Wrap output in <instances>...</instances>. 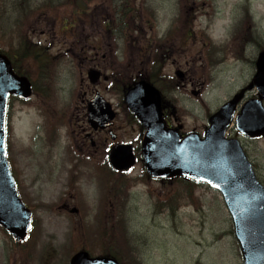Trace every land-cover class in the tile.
Instances as JSON below:
<instances>
[{
    "label": "rangeland",
    "instance_id": "1",
    "mask_svg": "<svg viewBox=\"0 0 264 264\" xmlns=\"http://www.w3.org/2000/svg\"><path fill=\"white\" fill-rule=\"evenodd\" d=\"M81 3L83 0H0V50L10 56L18 55L32 40L31 36L34 41L38 39L29 34L31 27L35 25L41 32L47 21H52L50 24L59 36L53 42L51 36L39 35V42L49 50L40 47L37 50L44 54L47 49L53 74L43 69L36 57L38 66L23 64L25 57L18 59L21 71L36 81L37 93L29 104L17 100L11 103L9 160L19 173L24 195L32 198L29 204L37 211V229L21 246H16L0 229V264H28L31 254L32 264H70L71 257L82 248L92 250L95 256L116 255L124 264H243L222 195L200 184L192 190L196 205L186 203L181 195H178L181 201L176 200L179 179L147 180L142 177L145 169L140 161L130 177H123L114 185L108 179L106 195L94 209L97 212L93 210L89 216L81 213L80 217L63 214L65 202L85 208L92 205L88 194L83 195L85 200L75 202L69 195L80 189L81 185L75 182L90 179L95 186V182L100 183L98 176L104 175L101 168L105 167L106 149L112 143L108 135L99 136L102 148L94 159L85 162L81 157L84 162L76 163L79 156L74 153L81 144L76 145L74 131L84 127L85 103L95 94L87 72L99 63L96 59L86 60L84 52L95 45L103 49L110 45L115 52L109 60L120 64V74L134 65L129 64L132 51L128 61L124 57L127 52L124 42L94 41L97 23L86 24L85 38H81L84 26L81 23H77L79 30L64 31V23L73 20L72 9ZM108 3L134 9L135 16L140 18L137 25L144 30L142 35L136 32L141 36L138 37L141 44L148 47L152 43L154 47L163 44L161 39L166 36L174 43L161 73L175 80V71L181 70L186 74V84L176 83V90L169 80L160 77L158 82L166 88L168 100L175 98L185 112L180 113L170 105L168 119L181 133L197 132L202 136L209 117L254 78L256 59L264 51V0H108ZM210 44L218 50H211ZM35 53L45 60L39 52ZM154 54L155 49L151 55ZM134 60V73L151 63L146 58ZM52 78L55 83L50 81ZM109 86L102 83L96 90L119 112L115 143H133L137 148V139L143 133L140 135L139 125L126 116L127 109L114 92L119 85L108 89ZM41 106L50 107L55 114L47 117ZM51 120L58 124L55 134L52 126L49 129ZM226 136L240 141L264 187V138L242 136L235 122ZM72 172L79 175L70 178ZM121 188L126 190V196H121ZM95 195V191L90 194L92 198ZM84 226H92L96 232L86 240L80 233Z\"/></svg>",
    "mask_w": 264,
    "mask_h": 264
},
{
    "label": "water",
    "instance_id": "2",
    "mask_svg": "<svg viewBox=\"0 0 264 264\" xmlns=\"http://www.w3.org/2000/svg\"><path fill=\"white\" fill-rule=\"evenodd\" d=\"M257 74L248 90L257 87L260 98L245 104L237 119L239 131L249 137L264 136V52L257 61ZM182 78L181 74H178ZM91 84L98 85L101 74L89 71ZM235 96L210 118L206 139L197 134L181 138L163 120L159 90L141 81L125 96L130 110L139 118L147 133L142 145L146 169L154 178L182 176L206 182L219 190L233 217L244 264H264V188L257 182L251 163L237 140H226L225 133L245 92ZM31 86L12 72L8 59L0 55V225L16 242L28 237L31 212L21 202L15 188L4 146L5 109L11 94L28 98ZM112 107L97 96L88 104L89 124L95 129L111 126L115 118ZM115 139V136H113ZM110 162L119 171H128L135 164L133 147L118 145L110 152ZM71 264H118L109 259H90L87 253L77 254Z\"/></svg>",
    "mask_w": 264,
    "mask_h": 264
},
{
    "label": "trees",
    "instance_id": "3",
    "mask_svg": "<svg viewBox=\"0 0 264 264\" xmlns=\"http://www.w3.org/2000/svg\"><path fill=\"white\" fill-rule=\"evenodd\" d=\"M97 0H83V2L87 5H90L91 3L93 2H96ZM130 10H131V17L132 18H137L136 16H134L135 14V11L132 7H128ZM114 27V26H112ZM130 27V28H129ZM129 28V31L131 32V29H132V32L133 33L135 30L139 29V27H136V26H128ZM163 41V44H167L169 43V38H165V39H162ZM236 41V39H234V42ZM163 44H160L158 43L156 46H154L153 48L155 49V54L154 56L151 55V51H147L146 52V59L149 61V60H152L153 62L150 64L149 68H144L141 70L140 72V75L141 77H144V78H147V80H150L152 83L156 84V85H159V82H158V79H160L161 77V68L159 67L160 65V53H159V50L160 48L163 46ZM153 63H156V67L155 65H153ZM125 84V81L121 80L119 85L122 86ZM160 86V85H159ZM161 87V86H160ZM162 89V87H161ZM126 89H123L121 88L119 91L122 93L124 92ZM123 177H121L122 179ZM144 178H146V176H144ZM178 185H179V188L176 193H175V198L176 200H179L181 201V199L178 197V195H181V197H184V200H186L185 202L186 203H191L192 205H196V201L194 199V194L192 192L193 190V186L194 184L190 181H187L185 179H179L178 180ZM126 187V186H125ZM179 190H181V192H179ZM121 192H123L121 194V196H126L127 194L125 193L126 190H124L123 188H121ZM190 199V200H188ZM118 260H120L123 264L124 262L122 261L121 258H119L118 256L116 257ZM29 261H30V258H29Z\"/></svg>",
    "mask_w": 264,
    "mask_h": 264
},
{
    "label": "flooded vegetation",
    "instance_id": "4",
    "mask_svg": "<svg viewBox=\"0 0 264 264\" xmlns=\"http://www.w3.org/2000/svg\"><path fill=\"white\" fill-rule=\"evenodd\" d=\"M48 24V28H47V31H45L44 33H47L48 34V36L50 35V33H52V31L53 30H51L50 29V23H47ZM33 32V31H32ZM34 34H36L35 32H33ZM44 33H42V35H46V34H44ZM87 36V34H86V26H83L82 27V35H81V38H85ZM98 36H99V38H104V36L101 34V30H100V34H98ZM46 37V36H45ZM51 38H53V39H55L56 38V36H55V33L54 34H52V36H51ZM99 38H97L96 39V41L99 39ZM84 51V50H83ZM94 50H88V53L87 52H84V54H85V59L86 60H91V62H93L92 60H95L96 59V61H98L99 63H101V66L103 65V68L104 67H108L109 66V63L107 62L108 60V54L107 53H104V52H102V51H95V53H94V56H90V54L93 52ZM91 58V59H90ZM95 64L94 66H96V67H99V68H101V66H100V64ZM82 133H85V129L83 128L82 130H81V133L79 134V137H81L80 135L82 134ZM98 134L99 133H96L95 135H94V137L96 138L97 136H98ZM92 138H88V137H86V135H84V136H82V138L80 139V143H81V146L79 147V150L81 151V152H84V153H88V152H90V148L87 146L88 145V143L90 142V140H91ZM99 146H98V144H97V146L94 148V150L92 151L95 155L99 152ZM62 208H64L66 211H72V210H74V209H77L78 211H79V209L78 208H75V207H73V205H71L70 203H65V204H63L62 205Z\"/></svg>",
    "mask_w": 264,
    "mask_h": 264
}]
</instances>
